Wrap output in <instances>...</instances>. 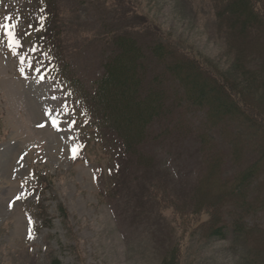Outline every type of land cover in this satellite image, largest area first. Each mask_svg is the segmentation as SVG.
Segmentation results:
<instances>
[{
	"label": "rangeland",
	"instance_id": "obj_1",
	"mask_svg": "<svg viewBox=\"0 0 264 264\" xmlns=\"http://www.w3.org/2000/svg\"><path fill=\"white\" fill-rule=\"evenodd\" d=\"M118 1L193 54L229 62L210 0H0V264H162L180 239L181 264H241L248 248L230 227L223 240L203 237L200 227L189 233L186 216L152 197L161 181L173 199L191 192L203 159L196 142H153L145 152L154 166L129 170L120 146L66 87L63 69L85 86L101 72L102 37L124 30L128 17L108 8ZM10 31L20 41L15 52ZM248 222L264 225V207Z\"/></svg>",
	"mask_w": 264,
	"mask_h": 264
},
{
	"label": "trees",
	"instance_id": "obj_2",
	"mask_svg": "<svg viewBox=\"0 0 264 264\" xmlns=\"http://www.w3.org/2000/svg\"><path fill=\"white\" fill-rule=\"evenodd\" d=\"M210 2L229 62L193 54L153 19L137 17L118 1L108 8L128 17L124 30L102 37L101 72L90 86L66 69L63 79L82 97L100 133L120 146L129 170L154 166L145 152L153 142L195 141L203 159L191 192L173 199L161 181L153 185L154 201L186 216L189 233L200 227L203 237L223 240L230 227L233 240L248 248L241 264H264V225L248 222L264 207V0ZM56 48L63 56L51 44ZM198 111L202 116L190 123L188 115ZM211 183L213 190L203 189ZM202 213L209 214L205 222L197 220ZM184 245L175 243L162 264H181ZM50 264L62 262L52 258Z\"/></svg>",
	"mask_w": 264,
	"mask_h": 264
},
{
	"label": "snow or ice",
	"instance_id": "obj_3",
	"mask_svg": "<svg viewBox=\"0 0 264 264\" xmlns=\"http://www.w3.org/2000/svg\"><path fill=\"white\" fill-rule=\"evenodd\" d=\"M8 36H9V39H10V47L13 49V51L15 52L16 51V49H17V47L19 46V44H20V41H19V39L16 37V34L14 33V32H9L8 33ZM24 70L23 69H21V72H23ZM51 113H52V110L51 109H49V110H47V115H51ZM53 124H56V120L54 119L53 120ZM74 151V153H75V149L73 150ZM18 199H19V197H17Z\"/></svg>",
	"mask_w": 264,
	"mask_h": 264
}]
</instances>
